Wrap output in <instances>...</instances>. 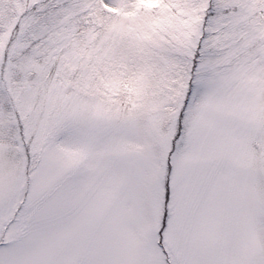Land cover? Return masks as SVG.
<instances>
[{
	"label": "snow or ice",
	"instance_id": "6c2138e0",
	"mask_svg": "<svg viewBox=\"0 0 264 264\" xmlns=\"http://www.w3.org/2000/svg\"><path fill=\"white\" fill-rule=\"evenodd\" d=\"M0 264H264V0H0Z\"/></svg>",
	"mask_w": 264,
	"mask_h": 264
}]
</instances>
